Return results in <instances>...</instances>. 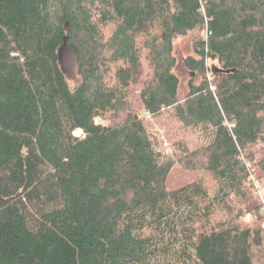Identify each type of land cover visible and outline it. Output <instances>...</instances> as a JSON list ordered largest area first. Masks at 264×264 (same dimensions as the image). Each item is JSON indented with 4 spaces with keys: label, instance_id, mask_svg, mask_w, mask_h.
I'll list each match as a JSON object with an SVG mask.
<instances>
[{
    "label": "trees",
    "instance_id": "obj_1",
    "mask_svg": "<svg viewBox=\"0 0 264 264\" xmlns=\"http://www.w3.org/2000/svg\"><path fill=\"white\" fill-rule=\"evenodd\" d=\"M164 110L209 140L170 158L145 123ZM259 143L264 0H0V264H264ZM176 165L212 183L170 187Z\"/></svg>",
    "mask_w": 264,
    "mask_h": 264
},
{
    "label": "rangeland",
    "instance_id": "obj_2",
    "mask_svg": "<svg viewBox=\"0 0 264 264\" xmlns=\"http://www.w3.org/2000/svg\"><path fill=\"white\" fill-rule=\"evenodd\" d=\"M199 34L200 32H191L186 36L176 38L174 42V50L179 59L177 71L182 79L181 94L186 93L188 82L193 76V73L184 66L182 59L192 52V41L194 37ZM208 66L209 73H207V77L211 79L219 68V63L217 60L209 59ZM63 67L70 85L75 87L80 80V76L70 53H66ZM134 87V105L137 110H142L140 102L137 100L141 84L135 85ZM97 121L103 123L109 122V120H103L102 118H97ZM145 123L154 138L159 140L162 151H164V153L170 158L175 157V144H178L181 140H184L190 149L197 148L203 142L209 140L207 132L197 133L192 129L182 128L176 120L173 112L169 110H164L157 117L146 114ZM75 134L81 135L82 131L76 130ZM254 150L256 162L252 169V179L255 186L252 195L249 196L248 205L244 211L243 219L249 224H261L264 223V143L256 145ZM196 179H203L206 182H209V184L210 182L212 183L210 177L206 173L185 170L181 166L176 165L171 172L168 184L170 187H178Z\"/></svg>",
    "mask_w": 264,
    "mask_h": 264
},
{
    "label": "water",
    "instance_id": "obj_3",
    "mask_svg": "<svg viewBox=\"0 0 264 264\" xmlns=\"http://www.w3.org/2000/svg\"><path fill=\"white\" fill-rule=\"evenodd\" d=\"M60 59H61V53H60Z\"/></svg>",
    "mask_w": 264,
    "mask_h": 264
}]
</instances>
